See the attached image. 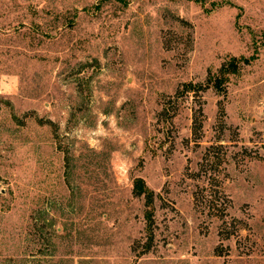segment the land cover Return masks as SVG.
Instances as JSON below:
<instances>
[{"label": "rangeland", "instance_id": "374dc122", "mask_svg": "<svg viewBox=\"0 0 264 264\" xmlns=\"http://www.w3.org/2000/svg\"><path fill=\"white\" fill-rule=\"evenodd\" d=\"M0 264H264V0H0Z\"/></svg>", "mask_w": 264, "mask_h": 264}, {"label": "trees", "instance_id": "16d2710c", "mask_svg": "<svg viewBox=\"0 0 264 264\" xmlns=\"http://www.w3.org/2000/svg\"><path fill=\"white\" fill-rule=\"evenodd\" d=\"M126 2V0H120ZM240 59L232 57L227 63L223 66L221 73L213 77V85L219 90L222 84L227 81L228 75L234 74L237 72L238 64ZM133 192L136 196L144 198V219L146 222V230L150 231V227L153 223V199L154 192L146 185L145 181L141 177H136L133 180Z\"/></svg>", "mask_w": 264, "mask_h": 264}]
</instances>
